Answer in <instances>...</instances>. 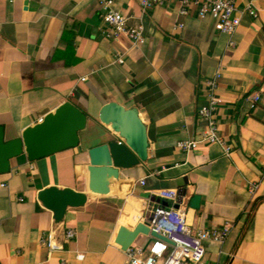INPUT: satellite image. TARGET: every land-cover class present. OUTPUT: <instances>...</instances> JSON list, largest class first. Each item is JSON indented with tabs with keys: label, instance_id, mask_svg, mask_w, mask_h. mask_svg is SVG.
<instances>
[{
	"label": "crops",
	"instance_id": "obj_1",
	"mask_svg": "<svg viewBox=\"0 0 264 264\" xmlns=\"http://www.w3.org/2000/svg\"><path fill=\"white\" fill-rule=\"evenodd\" d=\"M140 1L114 0L113 6L129 25L144 26L145 44L135 46L125 35L108 36L100 0H0L6 140L68 101L88 115L78 148L35 162L23 154L0 174V264H127L119 230L148 223L164 189L187 191L179 210L192 232L232 224L223 243L205 242L208 264H264V0H233L258 17L244 15L232 39L211 18L180 16L176 3L143 13ZM220 68L217 119L231 153L219 145L184 151L178 143L205 127L198 116L207 103L205 83ZM252 95L260 97L254 108ZM109 102L138 109L149 150L146 162L121 170L110 193L100 196L88 189V151L120 140L99 122ZM252 184L259 185L253 196ZM51 186L84 192L88 203L56 222L38 200ZM67 229L77 232L69 242ZM50 231L61 247L53 253L40 242ZM152 238L141 234L133 246H148Z\"/></svg>",
	"mask_w": 264,
	"mask_h": 264
},
{
	"label": "built area",
	"instance_id": "obj_2",
	"mask_svg": "<svg viewBox=\"0 0 264 264\" xmlns=\"http://www.w3.org/2000/svg\"><path fill=\"white\" fill-rule=\"evenodd\" d=\"M171 3L177 4V12L180 16H189L193 12L200 19L211 18L215 21L216 30L230 37L235 35L241 24L244 15L257 18L258 11L248 6L240 9L233 0H141L140 5L143 13L156 7L166 6ZM103 9V23L110 29V35L118 37L125 35L135 46L145 44L144 26L129 25V18L114 10V0H100ZM179 25L178 28H182ZM231 47L235 46L230 41ZM122 62V61H121ZM222 69H218L215 76L206 81L207 103L203 105L198 116L205 123L204 129L198 137L178 143V147L184 151H191L200 145H219L227 156L231 153V147L220 135L218 123V111L222 105L219 96L220 79ZM251 107L254 108L260 102L258 95L248 98ZM43 119L39 120L41 123ZM144 185L145 181H141ZM259 190V185L250 186V194L253 196ZM161 201L172 203L168 207L162 204L155 208L153 218L148 221L151 231L165 237L169 242L158 238H152L148 246L132 245L127 253V264H208L206 261V241L223 243L232 230V224L226 223L223 227L214 230H199L192 232L186 216L175 207L179 199V192L176 189H164L158 192ZM77 236L75 229H67L64 232L65 242H69ZM41 245L50 253L61 250L56 243L55 231H50L42 237ZM83 259V256H78Z\"/></svg>",
	"mask_w": 264,
	"mask_h": 264
},
{
	"label": "water",
	"instance_id": "obj_3",
	"mask_svg": "<svg viewBox=\"0 0 264 264\" xmlns=\"http://www.w3.org/2000/svg\"><path fill=\"white\" fill-rule=\"evenodd\" d=\"M99 122L111 127L118 139L89 149L88 189L92 194L107 196L111 185L119 180L121 170L134 168L148 160V129L138 109L126 108L117 102L105 104L99 113ZM88 115L71 102L63 103L54 113L47 115L41 123L27 128L21 137L7 141L5 131L0 127V174L11 171V160L25 154L29 161L35 162L58 153L78 148L81 134L87 129ZM187 191H179L175 207L179 209ZM38 200L51 211L56 222L66 217L69 209H78L87 205L88 196L72 188L51 186L38 193ZM199 197L193 199L198 206ZM163 206L169 203L158 200ZM151 235L169 242L165 237L151 231L148 224L139 223L133 230L121 227L117 237L124 251H128L139 235Z\"/></svg>",
	"mask_w": 264,
	"mask_h": 264
},
{
	"label": "bare ground",
	"instance_id": "obj_4",
	"mask_svg": "<svg viewBox=\"0 0 264 264\" xmlns=\"http://www.w3.org/2000/svg\"><path fill=\"white\" fill-rule=\"evenodd\" d=\"M107 127H109V128L111 129L110 125H109V126H107Z\"/></svg>",
	"mask_w": 264,
	"mask_h": 264
}]
</instances>
